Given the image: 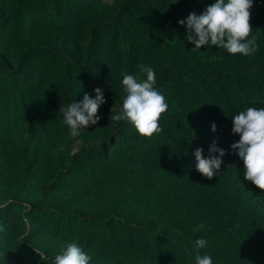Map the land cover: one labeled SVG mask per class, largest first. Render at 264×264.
Listing matches in <instances>:
<instances>
[{"label":"rangeland","instance_id":"obj_1","mask_svg":"<svg viewBox=\"0 0 264 264\" xmlns=\"http://www.w3.org/2000/svg\"><path fill=\"white\" fill-rule=\"evenodd\" d=\"M216 2L0 0L3 264H53L71 243L90 264H196L197 254L213 264H264V243L244 245L239 237L234 243L227 234L233 228L177 227L180 200L142 184L169 176L193 148L205 153L177 119L176 95L192 90L188 70L156 58L161 47L190 44L186 25L178 22ZM263 3L252 0L255 38L264 36ZM141 64L156 76L161 66H172L169 82L155 86L169 108L160 120L163 131L152 139L140 137L128 121L121 127L110 120L126 95L123 74L146 79ZM96 88L107 101L100 121L73 138L60 109L85 94L95 98ZM198 239L207 244L197 251Z\"/></svg>","mask_w":264,"mask_h":264},{"label":"trees","instance_id":"obj_2","mask_svg":"<svg viewBox=\"0 0 264 264\" xmlns=\"http://www.w3.org/2000/svg\"><path fill=\"white\" fill-rule=\"evenodd\" d=\"M186 1L193 4V0ZM256 42L259 49L251 56L231 55L223 48L214 52L212 46L191 51L195 47L192 44L160 48L163 50L156 59L162 58L163 62L168 58L174 67L179 63L189 72L186 82L191 83L192 90L185 97L179 92L174 99L181 127L193 142L204 144L205 158L213 141L227 154L212 180L196 170L197 148H193L189 160L173 163L169 176L142 181L146 189L170 190L180 200L177 206L181 211L173 215L177 227L197 225L208 228V233L233 228L236 231L232 235L227 233L230 240L236 243L239 237L244 245L250 241L264 243V192L244 179L243 162L231 149L240 139L238 134L233 135L231 119L248 107L264 108V36L256 38ZM171 67L161 66L157 86L169 82ZM197 90L201 93L199 99L195 96ZM118 123L123 127L127 121ZM213 123L217 126L215 132ZM31 207L37 209L36 204Z\"/></svg>","mask_w":264,"mask_h":264},{"label":"clouds","instance_id":"obj_3","mask_svg":"<svg viewBox=\"0 0 264 264\" xmlns=\"http://www.w3.org/2000/svg\"><path fill=\"white\" fill-rule=\"evenodd\" d=\"M252 6V0H217L203 14L198 16L191 13L186 20L178 23L181 27L186 25V40L195 46L191 51H201L211 45L223 48L231 55L251 56L259 49L256 38L252 36ZM175 41L174 39L172 42ZM139 73L146 74V79H140L139 74H123L122 85L126 95L118 114L113 115L111 109L110 120L128 121L140 137L152 139L163 131L160 120L169 106L165 96L155 87L154 69L141 64ZM106 102L103 90L96 88L95 98L85 94L81 102L73 101L67 107H61L60 112L70 136L79 137L89 125L98 124V110ZM231 120L234 125L233 135L238 134L240 137L238 142L231 145V149L243 162L244 179L264 192V108L248 107ZM216 130L217 126L213 123L212 131ZM226 154L224 149L217 147L215 141L209 148L208 158L204 157L202 148H197L194 152L196 170L212 180L220 172L222 158ZM3 231L4 228L0 227V232ZM206 244L205 239H198L197 251ZM6 256L0 253V264H3ZM90 259L76 243H71L61 254L55 256L53 264H90ZM196 264H213V261L209 255L197 254Z\"/></svg>","mask_w":264,"mask_h":264}]
</instances>
